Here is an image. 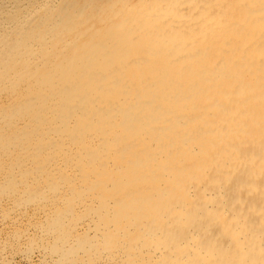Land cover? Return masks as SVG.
I'll return each mask as SVG.
<instances>
[{"label": "bare ground", "instance_id": "obj_1", "mask_svg": "<svg viewBox=\"0 0 264 264\" xmlns=\"http://www.w3.org/2000/svg\"><path fill=\"white\" fill-rule=\"evenodd\" d=\"M44 1L23 2L15 9L16 2L0 1L4 14L14 5L0 19V97L10 93L14 97L13 92L36 82L33 77L42 73L30 87L32 95L22 91L18 102L22 109L27 99L36 107H54L62 93L77 85L87 90L97 85L107 93L125 90L119 111L110 108L98 119L95 111L81 112L82 121L72 134L76 137L78 126L84 124L85 129L98 131L99 145H88L72 163L63 161L66 171H96L100 179L95 183L94 178H85L80 188L63 183L52 188L68 190L73 202L91 196L80 203L91 239L79 238L76 250L67 247L59 264H264V74L258 78L254 68L264 55V16L254 11L255 4L136 0L137 6L126 14L115 6L85 26L65 23L67 30L55 34L53 24L47 30L41 19L28 24L33 15L41 17ZM183 10L191 17L178 18ZM169 15L174 19L165 22ZM26 24L30 28L21 32ZM209 25L216 28L211 37ZM112 26L113 31L106 30ZM96 30H103L101 42L90 38ZM221 41L229 45L227 58L220 55ZM197 45L203 60L192 54ZM126 62L136 67L151 64L155 84L138 72L127 78ZM185 69L187 73L179 77ZM137 79L148 83L135 89L140 96L134 102L126 89ZM78 104L76 98L64 104L70 108L67 119ZM47 130L38 128L35 133L44 139ZM63 213L50 229L54 228L57 243L65 245L71 234L60 220L69 218L70 212ZM77 214L70 217L73 228L81 223Z\"/></svg>", "mask_w": 264, "mask_h": 264}, {"label": "rangeland", "instance_id": "obj_2", "mask_svg": "<svg viewBox=\"0 0 264 264\" xmlns=\"http://www.w3.org/2000/svg\"><path fill=\"white\" fill-rule=\"evenodd\" d=\"M6 1L12 2V3L16 2L15 6L13 5L14 6L13 9H15V8H17V6H20L19 4L24 5V3L27 4L28 3L27 1H31V0H20V1L19 0H13V1L6 0ZM142 1H145V2L147 1V3H148V0H141V2ZM247 1L253 2L255 4L254 11H257L259 14L264 16V0H247ZM51 2H52V4H51ZM136 3H138L136 0H45L44 3L40 7V9L42 8V14H40L39 16H41L42 18L37 17V16L35 17L33 15V17L29 18L30 21L28 20V24H31V22L34 20V18L41 19L43 21V23H41L43 25V28L48 30L47 27H49V29H50L52 27L50 25L53 24V27L51 29H54V28L57 29L55 31V34H56L58 31H59V33H61V30H62V32H64L65 31L64 29L67 30V27L71 24H75V26H78V27H80V26L82 27L84 24L87 25V23H89L95 17L96 18L99 17V15L101 13L111 12L112 8L115 6H117L116 9L118 10V13H125L126 14V13L130 12V10L133 9L132 5L137 6ZM154 4L155 3H153V5ZM47 5H48V7H47ZM50 5H51V8H50ZM13 6H11V8L9 6L5 9L6 14H4V10L0 11V13H1L0 19H2L3 17L6 18V16L10 12L9 10L12 9ZM75 11H76V13H75ZM43 12H44V14H43ZM65 12H67V15L69 13L71 16L68 15V17H66ZM79 12H80V14H79ZM55 15H56V17H55ZM177 15H178V18H179V16L183 17V15H184V17H186L187 15L189 17H191L189 12L185 13L184 10L181 11ZM177 15H175V16H177ZM46 16L49 19H47ZM247 17H250V16L246 15V14H244L242 16V18L244 20H248ZM45 19H46V21H45ZM56 19H57V21H56ZM72 19H73V21H72ZM84 19L85 20L87 19V20L85 21ZM170 19L171 20L174 19L172 15L167 16V19H165V22L169 21ZM67 21H68V23H67ZM145 22H146V20H145ZM56 23L58 26L56 25ZM28 24H26L25 26L22 27L24 29H21V32H25L26 29L30 28L27 26ZM61 24H63V26ZM54 25H55V27H54ZM62 27H65V28H62ZM33 29H34V31L38 32V29H35V28H33ZM112 29H114V26H112V28H110V29L107 28L106 30H108L110 32V31H113ZM207 29L209 31L208 34H210L209 37L213 36L212 34H214V32L216 31L215 26L209 25L207 27ZM102 31L103 30H98V31L96 30L94 33L92 32L93 34H92V36L90 35V38L98 39L95 41L101 42L103 40L102 34H101ZM35 34H36V32H35ZM262 43L264 44V41ZM209 44H212V43H209ZM199 47H200V45H197L192 52V54L194 55V58L198 61L203 60L202 57L200 56V54H198V52H197ZM137 48H138V50H137L138 56L140 57V59H143L144 58L143 52H141L139 50L140 49L139 45ZM220 55H222L224 58H227V56H229V45L225 41L221 43ZM126 60L129 61V58H125V61ZM217 63L219 65H221L222 61L218 60ZM230 63L226 62L227 65ZM149 65H150V67H149ZM124 67H126L124 69L125 76H129L127 78L130 79L132 77L131 76L132 74L138 72L139 74L140 73L145 74L143 77L144 78L149 77V82L155 84L156 78L154 76V73H152L153 67L151 66V64L144 63L143 67L142 66L136 67L134 64L126 62ZM254 68H256V69L258 68L257 69V70H259V73H258L259 77L258 78H260V76H262V74H264V55L259 60H257V62L254 65ZM177 71H179V70H177ZM187 71H188L187 69H185L183 72L180 70L178 73L179 74L178 76L180 77L182 74L184 76V74H186ZM146 74H148V75H146ZM38 75H39L38 77H33V79L35 81L37 80L36 82H34L32 84L30 83L29 85L25 84V86L22 88V90L13 92L14 97L11 93L9 95H6V97L5 96L0 97V99H1L0 100V109H1L0 110V116H1L0 117V127H1L0 133H2V134H0V142H1L0 143V147H1L0 148V264H59L60 263L59 257L63 251L64 252L67 251V247L72 245L71 249L73 248L74 250H76L75 245L77 244V240L79 238L85 237V239H88L90 237V239H91V234H90V232H88L87 226H85L86 221H83V218H84L83 217V215H84L83 214V206L80 204L83 200H84V202H86L88 199L91 198V196L86 197L85 195H82V196L77 197L75 199V201L73 202V198H71V192H69L68 190H62V189H60L58 192H54V190H52V188H53V186H55V184L61 185L62 183L64 185H66L67 187H76L77 188V186L80 185L79 186V188H80L82 186L81 185L82 181L85 178H90V179L94 178L95 183L97 182V180L100 179L99 176L95 175V174H97L96 171L89 172L86 169L85 170L81 169L82 171H79V169H76V171H73L74 172L73 174H71L72 173L71 171H69L70 173H68L66 171V168H65L66 166H65V163L63 161L67 160V161H69V163H72V162L78 160L80 152L84 151V148H87L88 145L92 146V144H93V146H96V147L99 145V142H98L99 133H98V131H96V130L90 131V128L85 129L84 124L78 126V130L76 131V134H75L76 137L72 136L73 132L75 131V128H77L76 127L77 124L79 125L80 121H82V115L83 114H81V112L95 111V117H96V119H98V118H102V117L104 118L105 117V114H104L105 110H108L111 108V109H114V110L116 109L119 111L121 106H123L122 105L123 102L120 101V100H122V95L124 94L123 92H125V90L123 91V88H113V90L111 92L107 93L106 91H103L104 89H102L101 87H97V85L93 86L90 90H87L85 85L84 86L77 85V86H73V87L69 88V90H68L69 92L66 91L65 94L62 93L63 98H61L60 104L55 105L54 107L50 106V105H48V106L46 105V107L45 106L44 107H36V106H38L36 102L31 103V101H30L31 99H27L26 104L25 103H24L25 105L23 104L26 107L24 110L21 108L22 105H18L19 104L18 102H20L22 100L21 99L22 91L24 92V95L25 94L27 96L32 95L33 92H31L30 87L32 85L36 84L38 81H40V79H41L40 76L44 75V73H42V75L41 74H38ZM30 80H31V78H29L28 81H30ZM147 83H148V80H146V79H141V80L137 79V81H135V82L129 81V84H128L129 89L127 87L126 91H127V93H130V97H131V99H134V102H136L137 98H139V96H140V95H137V91L140 89H143V87H145V84H147ZM164 87H166V85H164L162 88H164ZM83 88H85V89H83ZM157 90L160 91V89H158V88H157ZM28 93H30V94H28ZM75 98L79 101V104H78L79 107H77L76 110H72L71 111L72 116L67 119L66 116H64V115H66V113L68 111H70V108L67 109V107L64 104L68 105V99L72 100ZM2 104L5 106H3ZM14 104H17V105L15 106ZM62 104L64 107L62 106ZM26 105H29V106H26ZM57 106H58V108H57ZM13 108H15L14 111H13ZM39 108L43 109L42 113H39V111H38ZM53 108L56 110H54ZM11 111H13V112H11ZM18 112H20V113H18ZM23 112H24V114H23ZM7 114H9V115H7ZM5 115H6V117H5ZM55 119L57 120L56 122H55ZM1 120H3V121H1ZM7 121H9V123ZM26 121H28V123ZM34 121H36V122H34ZM11 124H12V126H11ZM31 125H33V127ZM128 125L131 126L130 122L128 123ZM45 127H46V129L48 128L47 131L50 133H46V136H44V139H43L42 137L38 136L37 133H35V132H37L36 130L38 128L41 129V128H45ZM61 127H62V130H61ZM27 133H28V135H27ZM17 134H19V135H17ZM29 134L33 137V139H32V137L30 139ZM62 134H64V135H62ZM86 134L88 136H86ZM22 135L24 138H22ZM4 138H6V139H4ZM27 138H29V139L27 140ZM20 139H21V141H20ZM50 139L51 140L53 139V141H51ZM61 139H62V141H61ZM4 140L5 141L7 140V141L5 142ZM17 140H18V143L16 142ZM68 140H70V141H68ZM39 142L41 143L40 147H38V145H40ZM53 143H55V144H53ZM32 144L33 145L35 144L38 148H36V146L35 145L33 146ZM49 145H52V146H49ZM31 146H32V148H31ZM33 150L34 151L37 150V151L34 152ZM45 151L48 153H46ZM61 151H63V152H61ZM4 152H6V153H4ZM29 155L31 158L29 157ZM32 157L33 158L36 157V160L38 162L35 159H33ZM38 158H39V160H38ZM71 158L73 160H71ZM15 159L18 162H16ZM21 159H22V161H21ZM41 159H42V161H41ZM56 159L58 162L56 161ZM31 161H33V162H31ZM34 162H36V164ZM51 163H52V165H51ZM32 164H33V166H32ZM57 164H58V167L55 168V166H57ZM30 168H32V169H30ZM59 168H60V170H59ZM38 169L41 170V172H38ZM32 170H34V171H32ZM55 171H57V172H55ZM58 176H61V177L58 178ZM99 182H102V179ZM95 186H98V185L95 184ZM67 207H69V208H67ZM73 209H74V211L71 213V211ZM76 209H78V210H76ZM63 210H65V211H63ZM63 212H65V213L70 212L69 213L70 217H72L73 215L76 216V213H78L77 215L79 217V221H81V223L78 224V226H77L78 228H73V222L71 220L72 218H70V217L68 218L66 216L65 219L60 220L61 221L60 226L62 228L68 227L69 228L68 231H70V234H71L70 241H69V239L68 240L66 239L67 244H65V245H64V243H57L56 232H55L54 228L50 229L54 225V222L56 223V221L60 219L59 216L64 214ZM69 221H71L72 223ZM63 225H65V226H63ZM82 228H83V231H82ZM90 239H88V240H90ZM17 241H19V242H17ZM55 243H57V244H55ZM58 244L59 245L62 244V245L58 246ZM63 245H64V247H63ZM60 247H62V250ZM57 257H58V259H57ZM55 261H57V262H55ZM79 264H81V263H79ZM82 264H89V263L83 262Z\"/></svg>", "mask_w": 264, "mask_h": 264}]
</instances>
